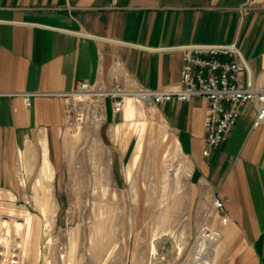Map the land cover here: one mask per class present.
<instances>
[{
    "label": "crops",
    "instance_id": "obj_1",
    "mask_svg": "<svg viewBox=\"0 0 264 264\" xmlns=\"http://www.w3.org/2000/svg\"><path fill=\"white\" fill-rule=\"evenodd\" d=\"M246 1L0 0V207L39 197L29 183L56 181L46 177L63 160L66 95L81 80L159 90L180 81L182 54L170 48L235 44L264 86V6L242 12ZM23 94H35L30 107ZM206 110L195 97L147 109L129 101L115 115L107 101L100 140L123 157L137 141L136 159L149 135L162 165L188 183L198 226L206 205L224 203L211 226L229 264H264V125L254 128L256 107L244 105L228 141L206 158ZM4 249L0 264H10Z\"/></svg>",
    "mask_w": 264,
    "mask_h": 264
},
{
    "label": "rangeland",
    "instance_id": "obj_2",
    "mask_svg": "<svg viewBox=\"0 0 264 264\" xmlns=\"http://www.w3.org/2000/svg\"><path fill=\"white\" fill-rule=\"evenodd\" d=\"M79 107L81 120L73 115L64 128L60 170L46 177L56 181L29 183V194L39 197L0 207V225L7 221L11 235L3 244L4 259L10 264H192L198 224L189 212L188 183L162 165L149 135L138 158L137 141L123 157L116 145L101 142L104 119H94L87 101ZM27 214L29 232L17 231ZM202 258L196 263L229 264L221 238Z\"/></svg>",
    "mask_w": 264,
    "mask_h": 264
},
{
    "label": "built area",
    "instance_id": "obj_3",
    "mask_svg": "<svg viewBox=\"0 0 264 264\" xmlns=\"http://www.w3.org/2000/svg\"><path fill=\"white\" fill-rule=\"evenodd\" d=\"M262 6L264 0H247L239 10L248 12ZM170 50L182 54L183 64L177 85L152 90L138 83L115 81L106 88L99 82L81 80L76 84L75 90L66 95L69 100L66 107L67 122L73 115L81 120L82 111L79 106L86 101L92 108L94 119L101 121L104 119L108 100L111 112L116 115L123 112L128 100L136 104L155 106L174 100L189 102L195 97H201L207 101L204 118L206 147L203 152L206 158L228 141L241 117L244 105L253 103L256 107L254 128L264 125V86L257 83L235 44H187ZM34 96L35 94H23L27 107L31 106ZM168 170L174 174L177 172L175 166H169ZM223 209L224 203L217 198L212 204L205 206L194 239L196 247L202 241L208 244L219 241L221 234L212 228L211 222L214 215ZM220 222L225 224L227 218L220 217ZM8 237L5 228L0 225V244Z\"/></svg>",
    "mask_w": 264,
    "mask_h": 264
},
{
    "label": "bare ground",
    "instance_id": "obj_4",
    "mask_svg": "<svg viewBox=\"0 0 264 264\" xmlns=\"http://www.w3.org/2000/svg\"><path fill=\"white\" fill-rule=\"evenodd\" d=\"M129 101H131V100H128L127 102H129ZM131 102H133V101H131ZM7 224H8V222L7 221H3L2 223H1V226L3 227V228H5V230H6V232H7V235L11 238V235H10V232H9V229H8V226H7ZM31 219H30V216H29V214H27V216H26V218H25V221L23 222V223H17L16 224V229H17V231H20V230H22V229H27V231L29 232V230H30V228H31ZM27 227V228H26ZM7 238V240H5V241H3L1 244L3 245V244H6V243H8L9 242V240H10V238ZM209 244L207 243V242H205V241H202V242H200L198 245H197V247H196V249H195V252H194V255H193V257H192V259H191V263L192 264H197L196 262L198 261V260H201V254H203L204 253V251L207 249V246H208ZM209 249V248H208ZM207 257V256H206ZM210 258V257H209ZM203 259V258H202ZM206 259V258H205ZM197 260V261H196ZM206 261V260H205ZM12 263L14 264V261H12ZM11 263V264H12Z\"/></svg>",
    "mask_w": 264,
    "mask_h": 264
}]
</instances>
